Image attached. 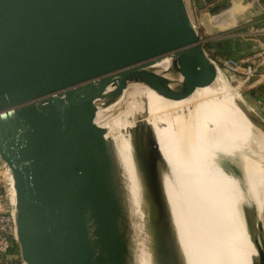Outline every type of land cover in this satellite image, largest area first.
<instances>
[{
	"label": "water",
	"instance_id": "water-1",
	"mask_svg": "<svg viewBox=\"0 0 264 264\" xmlns=\"http://www.w3.org/2000/svg\"><path fill=\"white\" fill-rule=\"evenodd\" d=\"M219 73L186 0H0V160L22 264H139L131 195L106 119L128 102L140 107L138 96L125 98L134 88L177 98L174 79L193 94ZM237 104L264 133V119L244 99ZM143 114L133 115L130 146L145 241L155 264H177L165 158ZM255 218L264 264L262 213Z\"/></svg>",
	"mask_w": 264,
	"mask_h": 264
},
{
	"label": "bare ground",
	"instance_id": "bare-ground-1",
	"mask_svg": "<svg viewBox=\"0 0 264 264\" xmlns=\"http://www.w3.org/2000/svg\"><path fill=\"white\" fill-rule=\"evenodd\" d=\"M158 65L163 70L168 67ZM174 80L171 86L177 98L147 87L134 88L125 98L132 101L138 96L140 107L128 102L119 117L106 119L109 135L119 146L131 195L139 264L155 261L145 241L146 210L130 146L132 118L138 110L154 128L165 158L177 264H250L249 252L258 234L249 227L247 207L256 213L264 200V133L253 126L219 75L214 86L193 94L183 81ZM257 260L261 264L258 247Z\"/></svg>",
	"mask_w": 264,
	"mask_h": 264
},
{
	"label": "built area",
	"instance_id": "built-area-1",
	"mask_svg": "<svg viewBox=\"0 0 264 264\" xmlns=\"http://www.w3.org/2000/svg\"><path fill=\"white\" fill-rule=\"evenodd\" d=\"M186 3L189 10L192 9L194 12V23L200 41L218 71L225 76L229 84L236 88L241 96L245 91L264 85V41L262 40L264 36V0H213L204 5L200 4V0H186ZM223 4H227L225 9L212 12L215 7H221ZM237 6L250 11L249 19L242 26L238 25L230 15L231 10ZM203 12L211 14L210 20L214 23H218L222 14H225V19L227 21L230 19L233 24L229 23L230 27L225 31L206 34L203 31L204 24L199 19V14ZM240 27L245 29L241 32L236 31V28ZM233 37H240L255 43L257 50L241 57L218 55L217 42ZM252 108L264 119V101L257 100ZM16 244L10 174L0 160V264H22L20 253L16 251Z\"/></svg>",
	"mask_w": 264,
	"mask_h": 264
},
{
	"label": "rangeland",
	"instance_id": "rangeland-1",
	"mask_svg": "<svg viewBox=\"0 0 264 264\" xmlns=\"http://www.w3.org/2000/svg\"><path fill=\"white\" fill-rule=\"evenodd\" d=\"M225 5H227V4H223L222 6H225ZM188 8H189V6H188ZM189 11H190L191 18L193 19V21H195L193 10L190 9ZM230 15H232V17L235 19V21H236V23L238 25L242 26L249 19L250 11L248 9L243 8V7L237 6L236 8H233L231 10ZM201 17L203 19V23H204L206 28L212 29L214 31L219 30V29H215L213 27L214 25L212 23H210L209 18L205 14V12H203L201 14ZM231 24H233V22ZM244 29L245 28L240 27V28H236V31H240L241 32ZM221 34H224V33H221ZM262 40L264 41V36L262 37ZM221 41L224 44V48L223 49H219L218 48V52L221 55H224V56L241 57V56H245V55H248V54H252L253 52H255L257 50V45L255 43L246 41V40H244L243 38H240V37H233L232 39L226 38V39H222ZM217 47H218V45H217ZM219 53H218V55H220ZM219 77L223 81L224 85H227V86H229L231 88L232 93L238 97L239 101H242L244 99L246 101L247 105H250L251 107L254 104L257 103V100L258 101H264V85H262V86H260V87H258L256 89H253L255 94L251 93L253 90H248V91H245L243 93V96H241L239 94L238 90L236 88L232 87V85L229 84V82L227 81V79L225 78L224 75L219 73ZM254 111L257 112L256 110H254ZM257 114L260 116V114L258 112H257ZM260 210H262V219H263V224H264V200L262 201L257 213H259ZM252 212H253V210L251 209V207L250 206L247 207V213H248V217H249V221H250L249 227H250L252 233L254 232L253 233V235H254L255 234L254 225H256V229L258 227H257V219L255 218V214L256 213L255 212L252 213ZM236 223H237V220H236ZM237 226H238L239 230L241 231L238 223H237ZM251 237H252V234H251ZM257 238H258V242L260 243L261 240H260L259 233H258V237ZM255 239H256V236L254 238V247L255 248H253V250H251V252H249V250L247 249L246 243H244L245 240L243 242L246 251H248L249 254H250L249 255V261H251L250 264H258V260H257V245H256L258 243H256L257 239L256 240Z\"/></svg>",
	"mask_w": 264,
	"mask_h": 264
},
{
	"label": "crops",
	"instance_id": "crops-1",
	"mask_svg": "<svg viewBox=\"0 0 264 264\" xmlns=\"http://www.w3.org/2000/svg\"><path fill=\"white\" fill-rule=\"evenodd\" d=\"M206 3V1L205 0H200V4L201 5H204ZM226 7H221L218 11H220V10H222V9H225ZM214 9H216V7L214 8ZM214 9L212 10V12L214 11ZM214 12H217V11H214ZM227 13V12H226ZM201 14L202 13H200L199 14V19H200V21L201 22H203V19H202V17H201ZM207 16H208V18H209V21H210V23H212L214 26V28L215 29H219V30H216V31H214V30H212V29H208V28H206L205 27V25H203V31L206 33V34H212V33H215V32H221V31H225L228 27H230V25H229V23H231V20L229 19V21H227L226 19H225V14H222V17H220V19L218 20V23L217 22H212L211 20H210V17H211V14H208V13H205ZM204 24V23H203ZM219 43H221V44H219ZM219 44V45H218ZM217 45H218V48L219 49H223L224 48V44L222 43V41L220 40V41H218L217 42ZM220 54V53H219ZM221 55V54H220Z\"/></svg>",
	"mask_w": 264,
	"mask_h": 264
},
{
	"label": "trees",
	"instance_id": "trees-1",
	"mask_svg": "<svg viewBox=\"0 0 264 264\" xmlns=\"http://www.w3.org/2000/svg\"><path fill=\"white\" fill-rule=\"evenodd\" d=\"M251 93H254V90L251 92ZM255 94V93H254ZM16 251L19 252V247L18 245L16 244ZM20 253V252H19Z\"/></svg>",
	"mask_w": 264,
	"mask_h": 264
}]
</instances>
